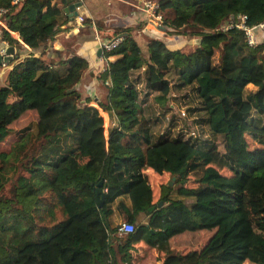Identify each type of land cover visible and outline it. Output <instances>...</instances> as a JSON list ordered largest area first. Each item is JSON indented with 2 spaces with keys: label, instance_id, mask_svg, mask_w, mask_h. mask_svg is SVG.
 Segmentation results:
<instances>
[{
  "label": "trees",
  "instance_id": "1",
  "mask_svg": "<svg viewBox=\"0 0 264 264\" xmlns=\"http://www.w3.org/2000/svg\"><path fill=\"white\" fill-rule=\"evenodd\" d=\"M11 2L0 0L1 40L21 47L16 33L44 61L15 59L0 80V143L34 118L0 153V264H264V45L250 49L243 32L215 31L230 17L263 23L264 0H157L164 34L199 38L189 54L158 39L142 51L131 29H114L126 36L104 53L97 78L105 101L96 105L114 124L107 136L93 99L76 90L89 61L49 47L71 30H62L57 6L74 2ZM143 67L146 96L161 110L173 108L172 89L193 90L190 127L171 118L154 137L131 78ZM203 127L210 139L195 136ZM247 138L263 147L250 149ZM112 207L132 233L111 227Z\"/></svg>",
  "mask_w": 264,
  "mask_h": 264
},
{
  "label": "crops",
  "instance_id": "2",
  "mask_svg": "<svg viewBox=\"0 0 264 264\" xmlns=\"http://www.w3.org/2000/svg\"><path fill=\"white\" fill-rule=\"evenodd\" d=\"M74 3L63 7L58 5L57 8L60 10L59 16H57V21L59 24L63 25L64 28H71L70 31H61L49 44V47L60 52L62 58H69L73 55L81 56L89 61L90 67L87 73L83 76L81 82L76 86V90H81L84 94L93 98V103L104 102L105 101V89L101 87L97 78L100 74L104 63L99 61L98 45L95 41V34L99 35V38L104 41H112L113 39L119 37L123 34L114 35V29H131L132 35L137 41L138 45L142 51L146 50L147 41L151 39L163 40L166 47L171 51H180L184 54L192 53L195 49L199 47V38H194L191 40H185L184 37L178 35L168 36L164 34L165 32L154 28L149 24L148 18L145 16L144 12L141 10V0H72ZM157 2V0H152ZM77 3H81V9L79 15H82L84 19L88 21L89 24H83L82 27L73 31L72 22L75 17L74 6ZM73 8L72 10H70ZM97 25L100 26L101 30H97ZM4 27V25H3ZM11 37L17 40L20 46L13 47L15 49V56L17 59L27 56L28 54H33L34 57L41 59V50L32 51L19 40V36L16 33H10ZM126 35H124L125 37ZM123 37V38H124ZM111 39V40H110ZM177 41L175 45L171 42ZM8 47V45L3 42L0 38V49ZM50 55L49 49L46 50ZM45 52V53H46ZM44 61L43 59H41ZM110 59L109 61H113ZM3 69V68H1ZM6 70V68H4ZM52 74L56 76V69H51ZM145 71V67L141 68L132 74V79L136 82L137 77L141 78ZM2 72V71H1ZM6 72V71H5ZM1 76V73H0ZM152 96V95H151ZM140 99V94H139ZM148 99V98H147ZM148 100L144 101L147 102ZM142 99H140V103ZM154 103V101H153ZM156 105V104H155ZM146 106V103L142 104L141 108ZM156 105V109L158 110ZM145 116V113L143 111ZM127 206L130 205L129 200H125ZM112 214L109 217V223L111 227H117L118 224L124 222L123 217L119 214L115 207H112ZM184 246L173 248L172 252H177L178 250L184 251ZM121 264V263H120ZM156 264H163V260L160 258Z\"/></svg>",
  "mask_w": 264,
  "mask_h": 264
},
{
  "label": "rangeland",
  "instance_id": "3",
  "mask_svg": "<svg viewBox=\"0 0 264 264\" xmlns=\"http://www.w3.org/2000/svg\"><path fill=\"white\" fill-rule=\"evenodd\" d=\"M258 34V32H256ZM177 41L171 42L173 45L176 44ZM178 43V42H177ZM218 61L217 53L214 57L213 63L216 64ZM2 71V72H1ZM6 70L0 69V80L4 77V73ZM169 81L172 83V86L176 84L177 78L175 76L168 77ZM137 90L140 93V99H142V103H146V106L142 107L145 117L150 121L152 126V133L154 137H157V135H160L167 127L168 122L171 118H174L175 123H177L178 127H190L192 125V122L195 120L193 117L189 116L186 110L188 108H196V98L193 90H182L180 92H176L175 89H172L173 95L170 97V104L173 105V108H170L167 110H161L158 108L156 109L155 103H153V97L154 95H148L146 96V90H145V76H141V78L137 77ZM251 89V88H250ZM103 94H105L102 91ZM175 95V96H174ZM177 95V96H176ZM146 97V98H145ZM148 98V99H147ZM93 99V98H91ZM139 99V102H140ZM148 100L147 102H144ZM80 107L84 106V103L78 104ZM88 106L95 107L99 110L100 114L102 115L104 119V134L105 136L108 135V132L112 129L114 126L113 122L109 121L105 114L102 113V111L97 107L96 103L91 102L88 104ZM184 112V116L181 115V113ZM32 126L34 125V118L33 116H27L22 121H20L12 130V134L3 142L0 143V153L4 152L7 153L10 151L12 145L16 142V136L15 133L18 132L22 127L24 126ZM202 131V132H200ZM193 132L196 135H200L202 139H210L209 131L206 127H203L201 130L199 128H194ZM202 133V134H201ZM213 143L217 145L219 148L222 149L223 141L221 138L213 140ZM247 141L249 143L250 149H258L263 146L257 145L255 142H253L252 139L247 138ZM206 239H201L199 242V245L197 246V249H199L203 244L205 243Z\"/></svg>",
  "mask_w": 264,
  "mask_h": 264
},
{
  "label": "built area",
  "instance_id": "4",
  "mask_svg": "<svg viewBox=\"0 0 264 264\" xmlns=\"http://www.w3.org/2000/svg\"><path fill=\"white\" fill-rule=\"evenodd\" d=\"M19 2V0H12V4L16 5ZM141 10L144 12L145 16L148 18L149 24L153 26L156 29L163 30V19L161 15L158 14V4L157 2H154L152 0H141ZM82 6V5H81ZM81 6L74 7L75 10V17L72 22L73 31H77L80 27L83 25V19L84 17L82 15H79V11L81 9ZM6 11L4 9H0V17L4 15ZM0 25L3 26V24L0 22ZM236 29L238 31L243 32L245 41L247 44V47L250 49H255L258 46L264 45V22L254 26L249 27L247 25V18L245 16L240 17L237 21H234L233 19L223 22L215 31H229ZM258 32V34H256ZM95 41L97 42L98 49L101 51V56L99 57V61L104 63V66L102 67L101 71H104L106 68V60L104 59L103 55L105 52H111L115 50L123 41L122 37H117L113 39L112 41H104L99 38V35L97 33L95 34ZM110 60V59H109ZM8 66H4V68H7ZM108 82L105 83L107 85ZM182 116H184V112L181 113ZM191 135H194V133H191ZM117 231L120 234H130L134 231L133 224L129 222H121L117 225Z\"/></svg>",
  "mask_w": 264,
  "mask_h": 264
},
{
  "label": "water",
  "instance_id": "5",
  "mask_svg": "<svg viewBox=\"0 0 264 264\" xmlns=\"http://www.w3.org/2000/svg\"><path fill=\"white\" fill-rule=\"evenodd\" d=\"M81 6V3H77L75 4L74 7H79ZM73 8H71L70 10H72ZM74 15H76L74 13ZM233 19V17H230V20ZM119 37H124V34L123 35H120ZM101 55V51L98 50V53H97V56ZM17 59V57L15 56V49L13 47H5V48H1L0 49V69L3 68L4 66H9V64L13 61ZM172 181H174V179H172ZM172 181L170 183V185H172ZM102 186V182H100L97 186V190H96V199H97V202H98V206L101 207L102 205V202H103V196H102V193H101V188ZM160 206H161V203H160ZM153 208H150L149 209V212H152Z\"/></svg>",
  "mask_w": 264,
  "mask_h": 264
}]
</instances>
